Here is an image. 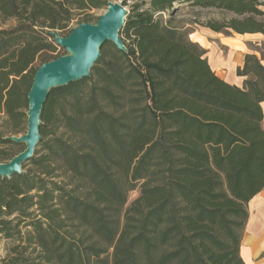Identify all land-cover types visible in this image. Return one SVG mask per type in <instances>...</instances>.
I'll return each instance as SVG.
<instances>
[{
	"label": "trees",
	"instance_id": "1",
	"mask_svg": "<svg viewBox=\"0 0 264 264\" xmlns=\"http://www.w3.org/2000/svg\"><path fill=\"white\" fill-rule=\"evenodd\" d=\"M175 2L232 14L201 24L212 32L264 35V0L134 3L126 50L106 41L89 76L50 89L39 149L0 177V233L23 240L2 264H27L29 247L43 264H244L248 203L264 188V64L246 53L241 87L218 77L172 16L155 15ZM106 4L0 0V162L24 148L10 152L9 137L26 132L36 69L64 54L50 31Z\"/></svg>",
	"mask_w": 264,
	"mask_h": 264
},
{
	"label": "water",
	"instance_id": "2",
	"mask_svg": "<svg viewBox=\"0 0 264 264\" xmlns=\"http://www.w3.org/2000/svg\"><path fill=\"white\" fill-rule=\"evenodd\" d=\"M127 14L128 9L122 2L109 1L95 23L82 22L65 36L55 30L50 31L56 44L63 47L65 53L42 63L36 69L27 93L26 132L9 137L14 142L24 144V148L10 160L0 162V177L9 178L22 173V164L33 156L40 139L41 110L50 89L89 76L91 67L100 56V47L106 41L126 50L119 31Z\"/></svg>",
	"mask_w": 264,
	"mask_h": 264
},
{
	"label": "rangeland",
	"instance_id": "3",
	"mask_svg": "<svg viewBox=\"0 0 264 264\" xmlns=\"http://www.w3.org/2000/svg\"><path fill=\"white\" fill-rule=\"evenodd\" d=\"M103 1L106 3H108L109 1L126 3L125 6L129 10L134 3L139 2L141 0H103ZM142 1L145 3L143 6H148L147 3L148 0H142ZM106 5H103L100 8H94L88 10L87 12L81 9H72L73 18L70 20L68 26L65 28V34L67 30L72 29L73 27H76L78 25L77 24L78 19L81 16H83L84 13L91 14L93 20L90 23H95L96 20L94 19L99 17L106 10L107 8ZM171 13L172 14L170 15L167 11H165V12H157L155 15L161 16L160 18L162 21H165L172 16L173 24L182 26V28L186 30V32H188V38L191 41L196 42L206 50L205 56L207 58V61L209 62L212 70L215 72V74L218 77L220 74L227 78L232 77L236 79L237 77H239L242 79L241 86H243V81L246 77L238 76L236 74V65L237 63H240L242 56L244 58V55L246 53H254L258 57L264 58L263 34L261 33L241 34L237 32H230L229 34L219 32L215 34L214 32L206 29V27L201 25L207 22L208 20H212V19L222 20L224 18H228L232 16V14L229 12L217 8H204L198 6H191L188 3L175 2L173 4ZM59 33L60 35H64V33L62 32ZM198 33L203 35L205 39ZM225 37L227 39H225L224 42L228 44V47H226L227 45H223L220 40L221 38H225ZM199 42L203 43L204 45H201ZM238 52H240V55L238 54ZM55 53L62 54L65 53V50L63 47L57 45V50ZM38 64H39V60L37 59L34 62V66H37ZM239 78H237V80ZM263 103H262V108H263ZM262 125L264 127V121H262ZM9 129L10 128L5 122L4 115L0 112V130L2 132H7ZM23 146L24 144H20L18 147H12L9 148L8 150L10 152L16 153ZM5 148L7 149L8 147ZM35 149H39L38 144ZM31 168H33L34 170H38V168L35 166ZM137 196H138L137 189L129 192L126 206H128ZM254 209H256L254 203H252V206H249L248 203L249 213L251 210ZM22 242L23 240L22 239L20 240L17 235L7 238L2 233H0V264H2L4 259L7 258V256H9L12 253L11 248L15 245L22 244ZM24 257L27 259V264H43L41 263V259L39 258L38 249L34 250L33 247H29L26 249V251L24 252Z\"/></svg>",
	"mask_w": 264,
	"mask_h": 264
},
{
	"label": "crops",
	"instance_id": "4",
	"mask_svg": "<svg viewBox=\"0 0 264 264\" xmlns=\"http://www.w3.org/2000/svg\"><path fill=\"white\" fill-rule=\"evenodd\" d=\"M201 36L203 37V35ZM203 38L205 39V37ZM225 39L227 38H221V43L223 45H227L226 47H228V44L224 42ZM199 43L204 45L201 42ZM238 54L240 55V52H238ZM243 62L244 58L242 56L240 63H237L236 65V69L237 67L241 68ZM262 63L264 64V58H262ZM219 77L236 86L241 87L242 85V79L239 77H237L239 78L238 80L237 78L234 79L232 77L227 78L221 74ZM262 109L264 114V103ZM252 203H254L256 209L251 210L249 213L241 240L240 255L244 261V264H264V188L249 201V206H252Z\"/></svg>",
	"mask_w": 264,
	"mask_h": 264
}]
</instances>
